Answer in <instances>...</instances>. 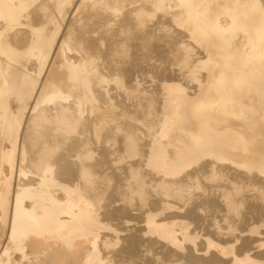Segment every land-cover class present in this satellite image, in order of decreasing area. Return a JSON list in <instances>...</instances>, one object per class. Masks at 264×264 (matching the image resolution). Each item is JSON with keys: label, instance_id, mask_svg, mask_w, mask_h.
<instances>
[{"label": "bare ground", "instance_id": "6f19581e", "mask_svg": "<svg viewBox=\"0 0 264 264\" xmlns=\"http://www.w3.org/2000/svg\"><path fill=\"white\" fill-rule=\"evenodd\" d=\"M0 264H264V0H0Z\"/></svg>", "mask_w": 264, "mask_h": 264}, {"label": "rangeland", "instance_id": "374dc122", "mask_svg": "<svg viewBox=\"0 0 264 264\" xmlns=\"http://www.w3.org/2000/svg\"><path fill=\"white\" fill-rule=\"evenodd\" d=\"M148 72H149V71H148ZM148 72H147V73H148ZM147 73H146V74H147ZM147 75H150V74L148 73ZM151 75H153V73H151ZM151 75H150V76H151Z\"/></svg>", "mask_w": 264, "mask_h": 264}]
</instances>
